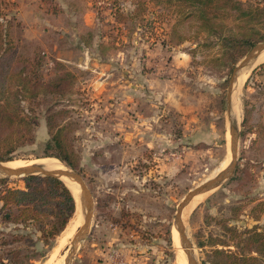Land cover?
I'll use <instances>...</instances> for the list:
<instances>
[{
	"label": "rangeland",
	"instance_id": "1",
	"mask_svg": "<svg viewBox=\"0 0 264 264\" xmlns=\"http://www.w3.org/2000/svg\"><path fill=\"white\" fill-rule=\"evenodd\" d=\"M209 1L0 0V87L23 70L11 89L27 83L19 99L36 123L34 139L0 159H55L83 177L93 219L70 264H178L180 249L188 264L178 208L231 164L230 79L264 42V0ZM232 103L236 168L182 217L198 264L230 261L216 251L264 264L245 242L264 232V62L235 84ZM49 121L64 136L57 150L46 149ZM27 177L0 175V194ZM8 210L0 257L19 250L25 264H50L65 231L44 236L51 209H37L47 219L30 229Z\"/></svg>",
	"mask_w": 264,
	"mask_h": 264
},
{
	"label": "trees",
	"instance_id": "2",
	"mask_svg": "<svg viewBox=\"0 0 264 264\" xmlns=\"http://www.w3.org/2000/svg\"><path fill=\"white\" fill-rule=\"evenodd\" d=\"M208 3H212L208 0ZM213 4H211L212 6ZM204 15V14H203ZM206 21H208L206 19ZM23 70L10 74L9 81L22 78ZM27 80V78H24ZM31 80H29L30 82ZM10 82V83H11ZM3 90L0 87V152L11 153L16 146H23L34 139V129L36 125L34 119L24 114L22 100L19 99L20 92L25 91L27 83L21 86V90H12L11 84ZM4 96L8 99L4 100ZM14 97L15 101L11 100ZM50 131V140L47 142L46 149L57 150L62 146L64 136L62 131L56 130L55 125L48 122ZM26 130V132H25ZM47 156H53V153H46ZM0 162H8L6 161ZM3 183L4 181H0ZM24 189H6L4 194H0L1 210L9 209V220L16 225L22 226L25 229L33 228L35 224L42 223V219H47L45 212L43 215L38 214L37 209L46 207L51 209L50 213V228L43 230L44 236L51 241L52 238L58 236L68 226L73 219L76 211V204L70 191L57 179L50 177L29 176L25 180ZM52 200L54 205L51 206ZM51 206V208H50ZM13 207H16L13 209ZM42 225V224H41ZM36 240L39 241L37 236ZM50 241H46L50 245ZM248 250L256 252L264 260V232L249 231L245 239ZM11 242H4L3 245H9ZM246 250V249H244ZM19 250H10L7 256L0 257V264H25L19 259ZM217 255H223L230 260L226 264H258L259 259L250 255L239 257V254H226V252L216 251ZM6 260V263L4 262ZM263 262V261H262Z\"/></svg>",
	"mask_w": 264,
	"mask_h": 264
},
{
	"label": "water",
	"instance_id": "3",
	"mask_svg": "<svg viewBox=\"0 0 264 264\" xmlns=\"http://www.w3.org/2000/svg\"><path fill=\"white\" fill-rule=\"evenodd\" d=\"M263 52H264V42L256 45L246 55V57L234 68L230 79L227 103H228V113L230 116V136H231V152H232L231 164L228 166L226 170L219 173L213 179L208 180L207 182L203 183L202 185L191 191L184 198L183 202L180 204L178 208L175 222H176L177 230L181 236L182 246L187 254L188 264H198V263L193 255L191 242L187 237L185 227L183 225V220H182L183 210L194 197H196L199 194H203L210 190H213L214 188H217L225 180L229 179L233 174L237 163L239 131L237 127V118L235 117V113L233 110L232 94H233L234 86L236 83L239 82V79L242 76L243 72L246 69H248L255 62V60H257V58L261 56ZM0 175L4 177H23V176L42 175L45 177H50L60 180L65 186L66 184L62 181V178H66L78 184L77 189L75 190L68 189L71 192L76 202V208L78 209L80 207V211H81L79 215L76 209V213L73 217L75 224L74 223L73 224L74 226L77 225V227L75 228L74 234L71 240L69 241V247H67L66 249L68 253L65 258L64 264H70L78 244L81 241H83V239L88 235L93 219L94 199L83 177L79 173L70 169L51 171L48 170L45 165H30L15 169V168H6L5 166H3V163L1 162H0Z\"/></svg>",
	"mask_w": 264,
	"mask_h": 264
},
{
	"label": "bare ground",
	"instance_id": "4",
	"mask_svg": "<svg viewBox=\"0 0 264 264\" xmlns=\"http://www.w3.org/2000/svg\"><path fill=\"white\" fill-rule=\"evenodd\" d=\"M261 62H264V52L261 54V56H259V58H257V60H255V62L248 68L246 69L242 76L240 77V80L243 79L245 77V74L248 73L250 71V69L253 67V65H257ZM239 80V81H240ZM30 165H45L46 168L48 170L51 171H59V170H67V167H65L63 164H60L57 160H53V159H45V160H40V161H34L28 165L18 161V162H7V163H3V166H5L6 168H22L25 166H30ZM62 181L66 184L67 188L70 190H75L78 188V184L68 180L66 178H62ZM198 196L194 197L191 202L190 205H188L187 208H185L183 210V218L185 216V214L188 213L189 209L193 206L196 205L201 197L197 198ZM196 198V199H195ZM78 214L80 215V207L77 209ZM74 219L71 221V223L67 226V228L65 229V231L63 232L62 236L59 239V244H58V248H56V250L54 251V253L51 256L50 259V264H62L64 263L63 261L65 260V254H66V249L67 247H69V241L71 240L73 234H74V230L77 227V225L74 226ZM62 249V250H61ZM61 250V251H60ZM181 251L178 253L177 252V260H178V264H184L185 260L184 258V253L183 250L180 249ZM49 260V259H48ZM45 264V263H44ZM47 264V262H46Z\"/></svg>",
	"mask_w": 264,
	"mask_h": 264
},
{
	"label": "crops",
	"instance_id": "5",
	"mask_svg": "<svg viewBox=\"0 0 264 264\" xmlns=\"http://www.w3.org/2000/svg\"><path fill=\"white\" fill-rule=\"evenodd\" d=\"M93 22H94V20H91L90 21V23H91V25L93 24ZM90 23H88V26L90 25ZM6 260H4V262H5ZM6 263V262H5Z\"/></svg>",
	"mask_w": 264,
	"mask_h": 264
}]
</instances>
